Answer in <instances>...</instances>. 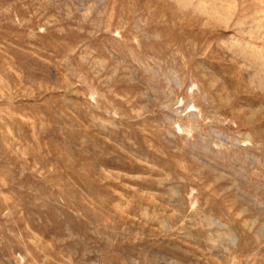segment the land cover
Returning <instances> with one entry per match:
<instances>
[{
	"label": "rangeland",
	"instance_id": "obj_1",
	"mask_svg": "<svg viewBox=\"0 0 264 264\" xmlns=\"http://www.w3.org/2000/svg\"><path fill=\"white\" fill-rule=\"evenodd\" d=\"M0 264H264V0H0Z\"/></svg>",
	"mask_w": 264,
	"mask_h": 264
}]
</instances>
